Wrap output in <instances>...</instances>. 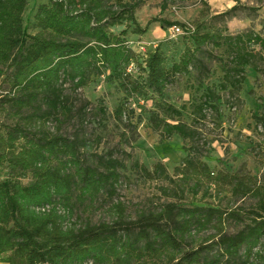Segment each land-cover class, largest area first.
I'll list each match as a JSON object with an SVG mask.
<instances>
[{"label":"trees","instance_id":"trees-1","mask_svg":"<svg viewBox=\"0 0 264 264\" xmlns=\"http://www.w3.org/2000/svg\"><path fill=\"white\" fill-rule=\"evenodd\" d=\"M133 1L48 0L37 7L29 25L24 21L28 0H0V73L6 72L10 89L0 100V116L9 121L0 122V166L6 171V177L0 178V264H264V250L259 249L264 240V186L250 174L215 175L195 154H188L173 176L162 163L152 171L138 163L135 167L152 181L175 186L176 190L169 187L164 193L179 192L183 197L190 185L195 193L207 185V190L214 188L219 194L257 199L250 221L235 234H227L225 224L229 219L240 221L241 214L211 206L186 208L171 202L159 212H143L129 221L125 207L118 203L110 223L84 222L77 216L102 194L116 195L122 165L104 157H96V166L89 164L82 152L91 148L89 142L62 134L63 125L76 114L83 116L88 106L76 110L66 95L67 83L76 92L87 88L93 76H106L127 99L149 90L174 121L152 115L153 129L162 140L178 135L194 143L198 130L180 120V110L165 103L169 86L191 69L202 84L210 76L207 61L213 57L207 49L213 48L228 56V61L219 60L224 71L221 89L230 87L237 94L246 68L253 67L251 47L264 48L257 34L225 35L208 24L193 27L154 18L142 28L135 13L145 1ZM163 1L165 11L173 0ZM241 5L237 0L212 19L235 18ZM152 23L166 30L180 27L190 36L179 61L170 68L159 48L140 63L139 52L128 44L131 27L134 35L144 36ZM121 26L125 30L116 34ZM133 66L143 69L145 80L132 78ZM218 99L216 91L207 88L194 107L196 118L206 119L207 110L217 112ZM125 106L114 112L118 121L129 117ZM101 112L106 113L102 106ZM256 120L264 126L263 117ZM51 121L58 123L55 132L47 126ZM24 179L29 182L24 184ZM211 228L216 232L205 242L186 247L193 233Z\"/></svg>","mask_w":264,"mask_h":264},{"label":"rangeland","instance_id":"rangeland-1","mask_svg":"<svg viewBox=\"0 0 264 264\" xmlns=\"http://www.w3.org/2000/svg\"><path fill=\"white\" fill-rule=\"evenodd\" d=\"M144 1L135 13L142 28L146 27L150 20L160 18L193 27L208 24L212 29L224 30L225 35L254 33L264 40V0H240L242 5L236 17L225 22L212 18L235 6L237 0H173L168 3L165 11H162L163 0ZM47 2L48 0H28L24 14L25 23L30 25L37 7ZM133 29L134 27H131L128 30L127 40L131 49L139 52L137 54H140V63L148 53L159 48L166 55V66L170 68L173 63L179 61L190 43V36L180 27L166 30L160 23H152L144 36L134 35ZM123 30L125 27H117L115 33L119 34ZM251 48L254 56L253 67L246 68L245 81L237 94H232L230 87L221 89L224 71L219 60L228 61V56L223 50L213 48L207 49L213 57L207 61L210 76L204 78L202 84H199L195 70L191 69L188 75L176 77L174 83L169 86L165 103L180 110V120L198 130L199 136L194 143L184 141L178 135L166 141L162 140L160 133L153 129L152 115L155 113L161 119H167L171 123L174 121L162 112L163 103L149 90L127 99L124 91L118 88L116 83L107 81L106 76H93L87 88L76 92L73 91L71 83H67L66 95L71 98L76 110L86 103L88 106L83 116L76 114L70 122L63 125L62 134L70 139L79 137L89 142L91 148L82 151L89 164L96 166V157H104L122 165L118 170L121 180L116 195L110 198L106 193L102 194L86 211L80 209L77 216L84 222L89 220L94 224L110 223L116 218L113 206L121 203L125 207V218L132 221L143 212H159L166 204L175 202L178 206L186 208L211 206L229 212L237 211L242 216L241 220L229 219L225 224L226 233L230 235L248 223L250 212L257 206V199L233 197L227 192L219 194L214 188L207 190V185H201L196 193L191 191L190 185L182 197L181 193L173 192L176 190L174 185L148 179L135 167V163L149 171H152L157 163H162L173 176L174 169L182 160L188 154H195L210 166L215 175L250 174L257 184L264 186V126L256 120L264 118V48L260 45ZM130 74L134 80L146 78L143 69L135 66L130 69ZM6 76V72L0 73V100L10 91L5 81ZM207 88L214 89L219 96L215 103L218 111L207 110L206 119L199 116L196 118L194 107L202 102ZM122 104L126 105L129 117L118 121L114 112ZM101 106L106 109L105 114L101 112ZM0 122L9 121L0 116ZM47 126L51 132H55L58 123L51 121ZM191 147H194L195 151ZM5 177L6 171L0 166V178ZM28 182V179L23 180L24 184ZM169 187L173 191L164 193ZM215 232L216 230L211 228L193 233L186 247L197 248ZM210 243L206 242L205 245ZM259 249L264 250V240Z\"/></svg>","mask_w":264,"mask_h":264},{"label":"built area","instance_id":"built-area-1","mask_svg":"<svg viewBox=\"0 0 264 264\" xmlns=\"http://www.w3.org/2000/svg\"><path fill=\"white\" fill-rule=\"evenodd\" d=\"M142 50L144 49V48H141Z\"/></svg>","mask_w":264,"mask_h":264}]
</instances>
